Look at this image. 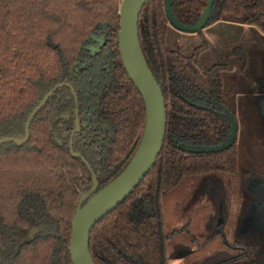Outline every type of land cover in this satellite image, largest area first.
Segmentation results:
<instances>
[{
  "label": "trees",
  "instance_id": "obj_1",
  "mask_svg": "<svg viewBox=\"0 0 264 264\" xmlns=\"http://www.w3.org/2000/svg\"><path fill=\"white\" fill-rule=\"evenodd\" d=\"M207 1L171 0V12L179 23L190 25ZM120 3L0 0V139L23 138L26 119L45 94L58 84H70L80 119L94 125L98 134L96 151L73 148L96 176L97 191L127 167L145 120L143 100L118 52ZM227 15L264 34V0H215L208 25ZM167 31L164 0H148L139 15L138 39L166 103V133L152 169L91 230L88 250L94 264H169L172 231L165 223V208L184 197L194 182L225 180L236 172L235 143L212 154L187 153L182 146L225 141L230 124L224 114L230 110L223 101L222 74L232 71L230 59H243L244 52L233 49L225 63L205 68L200 62L205 41L187 56L167 47ZM92 35L103 38L95 56L87 50ZM73 108L69 90H58L31 122L24 145L0 146V264H72L71 221L89 187L90 172L71 156L69 136L60 137L55 119ZM33 227L38 232L29 238ZM244 248L213 264L264 261V243L248 242Z\"/></svg>",
  "mask_w": 264,
  "mask_h": 264
},
{
  "label": "water",
  "instance_id": "obj_2",
  "mask_svg": "<svg viewBox=\"0 0 264 264\" xmlns=\"http://www.w3.org/2000/svg\"><path fill=\"white\" fill-rule=\"evenodd\" d=\"M148 0H121L119 7V30L117 36L118 51L122 67L129 80L141 96L145 107L144 128L140 143L127 167L112 182L97 191V180L92 174L91 188L81 194L71 221L68 252L72 264H94L89 250L88 240L93 227L109 213L114 211L135 190L158 158L166 133V103L161 90L151 74L140 49L138 39V19ZM215 0L207 4L193 24L179 23L171 12V0H164V12L169 25L175 30L193 34L203 30L209 22ZM59 85L46 94L26 119L23 138H2L0 146L24 145L29 137L30 124L45 106ZM76 128L78 125L77 110ZM231 129L226 140L218 146H182V150L191 154H212L226 150L236 137V122L227 113ZM76 130V129H75ZM80 159L79 155H72ZM38 232L37 227L28 231L30 238Z\"/></svg>",
  "mask_w": 264,
  "mask_h": 264
},
{
  "label": "rangeland",
  "instance_id": "obj_3",
  "mask_svg": "<svg viewBox=\"0 0 264 264\" xmlns=\"http://www.w3.org/2000/svg\"><path fill=\"white\" fill-rule=\"evenodd\" d=\"M173 30L175 31V29L170 27L167 45L169 49L178 51L184 55L192 54L193 51L202 44L203 38L207 40L205 36L206 34H208L209 37L212 36V44H210L208 50L203 52L200 56V62L205 68H209L213 64L225 63L230 50L235 47L240 48V44L237 46L234 44L238 39L239 32L233 31L226 26L223 28V25H208L199 33L201 36L197 34H186L178 31H175L174 33ZM254 43L257 44L258 47L254 50V54L250 56L249 66L242 71L243 60L235 58L231 59V62L232 60L234 61L236 69L233 72L223 73L222 77L225 93L224 101L226 105H228L229 109L236 115V120L238 123L236 139L238 146L237 173L243 176L252 175L256 178L264 180V110L262 109V113L259 114V117H261L262 120L260 119L257 121V125L253 126L252 123H254V116L249 114L250 112L248 110H246V113H242L245 108L248 109V105L250 106L251 103L245 97H240L238 106H236V108L233 106L236 103L234 104V100L232 102V96H230L231 92L228 93V91H231L230 85H233L231 82H234L236 79H239L240 82L239 93H247L250 91L246 85L247 80L245 79L244 75H252L253 77L264 76V42L256 41ZM260 93L264 94V92ZM225 181L223 182V185H228L230 179L226 178ZM256 182L257 183L255 186L264 185V182H261V180ZM194 185H190L189 192L192 193L195 190ZM255 190L257 191V189L247 191V196L250 200H256L258 198ZM236 193L237 192L232 193V200L228 204L229 212H227L226 209V212L229 213L228 221H225V217L217 215L216 202H211V200L209 202L207 199L203 198L202 202H206L210 205V214L206 222L207 225H205V221H202L199 218L200 216H204V213L200 212L196 206H193L190 195L188 196L189 198L185 199V203L180 200V202H178L176 205L169 204L165 208V215L171 216V218L176 216L183 217V220L181 221L182 223H192L193 226H195V223L197 227H195V229H197L200 234L198 236L199 240L200 238L203 241L205 239H211V243H209V251L206 252V254L210 255V264L216 262V260L221 257L222 253L228 252V248L224 246L225 240L220 237V234H214L216 231H221V228H223L225 239L228 241V243H231L234 234L237 233V230H239L241 234H247V232H250V230H264L261 228L263 224L262 207H264L262 202L256 201L250 204H244L238 200ZM239 194L240 192H238L237 196ZM243 194H245V192H243ZM258 194L263 197L264 200V193L260 194L258 192ZM233 196H235L236 199ZM243 199H245V195ZM194 210H198L199 212L196 211L195 213H192ZM203 241H201L200 244ZM229 255L230 254H226V257L229 258ZM185 261L186 259L183 261L178 260L172 262L171 264H183Z\"/></svg>",
  "mask_w": 264,
  "mask_h": 264
},
{
  "label": "flooded vegetation",
  "instance_id": "obj_4",
  "mask_svg": "<svg viewBox=\"0 0 264 264\" xmlns=\"http://www.w3.org/2000/svg\"><path fill=\"white\" fill-rule=\"evenodd\" d=\"M211 14H212V12H211ZM225 17L231 18V16L227 15V16H224L220 21L215 22L213 24L220 23ZM235 21H241V20H235ZM208 24H209V22H208ZM208 24L206 25V27L208 26ZM170 27L171 26L168 23L166 45L168 43V32H169ZM172 29H174V28H172ZM175 31H177V30H175ZM175 31H174V33H175ZM201 31H199L197 33H193V34H197V35L201 36V34H199ZM202 41L206 42L207 49L205 51H207L209 48L208 41L205 40L204 38L202 39ZM102 44H103L102 36L96 37V36L92 35L91 36V42L87 46V50L90 52V55L95 56L96 54H98ZM167 47H168V45H167ZM236 48H238V47H235L233 49H236ZM239 49H241V48H239ZM176 52H178V51H176ZM187 56H189V55H187ZM228 56H227V58H228ZM227 58H226V60H227ZM234 58H231V59H234ZM235 59H240V58H235ZM213 65H215V64H213ZM232 70H233V67H232ZM222 76H223V74H222ZM222 82H223V77H222ZM59 85H63V86L61 88H59L58 90L63 89V88H66L69 90V93L71 94L72 99L74 101V108L68 113H66V112L62 113L59 117H57L55 119V121L58 123V127L60 129L59 130L61 133L60 137L63 140L64 139L66 140V138H68V136H69V150H70L71 156L73 154L79 155L81 157L80 160H82L84 162V164L88 168V171L90 172V184H89V187L87 189V191H88L92 186L91 176H92V174L94 175V173L92 172V169L84 161L83 156L80 153H74L73 152V148H74V145H76L77 150H79V151H84V150H88V149L92 150L93 152L96 151L95 141H98V138H97L98 134L95 133V131H94L95 130L94 125L91 126L89 124V122H86V121L80 119L79 103H78V100L76 98L74 89L72 88V86L70 84L61 83V84L54 86L49 91H51L52 89H54L55 87H57ZM58 90H56L53 93V95ZM48 92L46 94H48ZM46 94H45V96H46ZM53 95L51 97H53ZM222 95H223V91H222ZM51 97L49 98V100L51 99ZM49 100L46 102L45 106L47 105ZM223 101H224V99H223ZM224 104H225V102H224ZM62 106L65 107V104H62ZM228 109H229V107H228ZM76 110H77V120H78L77 128H76V124H75V121H76L75 111ZM227 113H230L233 116V118L236 122L237 130H238V123L236 120V115L231 110L230 111L226 110L225 114H224V116L226 118H227ZM228 121H229V119H228ZM229 124H230V121H229ZM87 128H88V131L86 130ZM230 129H231V124H230ZM237 130H236V137H235V140L233 142L236 144V146H237V143H236ZM89 131L94 132V134L93 135L89 134L90 133ZM54 138H55V136H54ZM184 146H186V145H184ZM237 149H238V146H237ZM75 159H78V158H75ZM229 179H230V181H229L228 185H225V184L223 185V182L225 181L224 179L217 178V177L216 178H206V179L202 178L201 182H199V181H196V183L194 182L195 185L194 184L193 185H194L195 190L192 193L189 192V188H190V185H189L183 191L184 197H180V198L176 197V199L172 200L170 202V204L176 205L178 202H180V200L185 203L186 202L185 199L189 198L188 196L190 195V198L192 199V202H193V206H196V208H198L200 210V212L204 213V216H200L199 218H200V220L205 221V225H207L206 222H207L209 214H210V209H209L210 205L206 202H202L203 198L207 199L209 202L211 200V202L217 203V209H216L217 215L225 217V221L229 220V216H228L229 213H227V212H229L228 211V209H229L228 204L232 200V193L233 192H237L236 197H238V200L244 204H248V203L250 204V203H253L256 201H260L264 205L263 197H261L258 194V192L260 194L264 193V185L263 186H255V184L257 183L256 181L261 180V182H264V180L256 178L255 176H252V175L243 176L241 174H238L237 173V166H236L235 174L232 175L231 178H229ZM225 183H226V181H225ZM97 187H98V182H97ZM252 189H257V191L255 190L256 191L255 193L258 195V198L256 200H250L249 197L247 196V191H251ZM228 190H230V191H228ZM238 190H240V191H238ZM238 192H240V194L237 196ZM243 192H245V194H243ZM252 192H254V191H252ZM244 195H245V199H243ZM233 197L235 198V196H233ZM226 209H227V212H226ZM262 210H263L262 211L263 224H262L261 228L264 229V207H262ZM196 211H198V210H194L192 213H195ZM200 214H202V213H200ZM242 218H244V217H242ZM182 220H183V217H179V216L177 217L176 216L174 218H171V216L165 215L166 226L170 228V231H172L171 232L172 239H171V242L169 244V249L171 250V252H173V256H172L173 258L170 260L169 264H171L172 262L178 261V260L183 261L185 259H186V261L183 264H210V255L206 254V252L209 251V247H210L209 243H211V241H210L211 239H208V240L205 239L203 241L200 238V240H199L198 236L200 234H199V231H197V229H195L196 224L194 223L195 226H193L192 223H182L181 222ZM206 229H207V227H206ZM214 234H220V237H222L225 240L224 246L226 248H228V252L222 253L221 257H223V258H227L226 254H230L229 257H232L233 255L236 256L238 254L243 253L245 250L244 245L247 244L248 242H250L253 245L254 244H260V242L264 243V230H262V231L250 230V232H247V234H241V232L239 230H237V233L234 234L231 243H228V241L225 239V235L223 233V228H221V231H216ZM201 241H203V242L200 244ZM257 264H264V261L261 263L259 262Z\"/></svg>",
  "mask_w": 264,
  "mask_h": 264
},
{
  "label": "crops",
  "instance_id": "obj_5",
  "mask_svg": "<svg viewBox=\"0 0 264 264\" xmlns=\"http://www.w3.org/2000/svg\"><path fill=\"white\" fill-rule=\"evenodd\" d=\"M216 25H223V28L226 26V27H229L233 31L239 32L238 39L236 40L234 44L235 46L240 44V48L244 52V58L242 59L243 60L242 71H243L245 68L249 66L250 56L254 54V50L258 47V45L255 44L254 42L256 41L264 42V34H262L255 27L245 25L242 21H235L234 19L230 17H225L220 23ZM205 36L207 38L208 44L209 45L212 44V41H213L212 36L209 37L208 34H206ZM232 65H233V70L231 72L235 71L236 69V66L233 60H232ZM244 77L247 80L246 85L248 86L250 91H248L247 93H241V92L239 93L240 82H239V79H236L234 80V82H231V84L233 83V85H230L231 91H228V93L231 92L230 96H232V102L234 100L235 101L234 104L236 103L235 105H233L234 107L238 106L240 97H245L251 103L250 106L252 107L248 105V109L245 108V110L242 111V113L244 112L246 113V110H248L250 112L249 114H252L254 116V123H252V125L256 126L257 121H259L260 119L262 120V118L259 117V114L262 113V109L264 110V94L260 93V92H264L263 91L264 76L253 77L252 75L250 76L244 75ZM224 94L225 93H224V86H223V99H224ZM245 122H246V118H245Z\"/></svg>",
  "mask_w": 264,
  "mask_h": 264
}]
</instances>
